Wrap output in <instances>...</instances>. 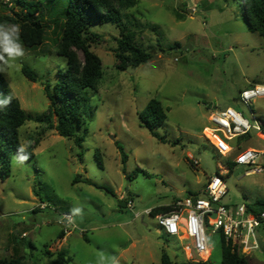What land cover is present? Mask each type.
<instances>
[{
	"label": "rangeland",
	"instance_id": "obj_1",
	"mask_svg": "<svg viewBox=\"0 0 264 264\" xmlns=\"http://www.w3.org/2000/svg\"><path fill=\"white\" fill-rule=\"evenodd\" d=\"M138 1L124 22L155 58L136 69L118 70L114 50L120 29L112 23H92L90 30L102 36L91 49L102 59L103 76L96 90L87 91L92 115L78 130L85 138L82 146L74 137L64 138L35 120L20 129L22 147L31 155L20 160L14 153L11 175H0V259L13 257L17 250L25 264H51L55 257L44 253L48 249L66 251L70 264H161L164 252L183 263L189 260L183 244L168 236L146 211L174 207L191 193L204 197L209 178L217 174L230 190L224 203L229 195L238 197L241 186L263 179L264 175L245 176L255 166L229 168V159L214 147L223 153L229 150L220 140L237 147L231 158L247 148L264 152L260 132L219 140L210 120L212 112L231 107L252 124L258 118L264 122V98L249 106L240 101L243 91L264 85V38L249 28L244 0ZM0 2V17L15 18L11 7L15 12L19 8L12 0L8 6V0ZM45 4L40 17L49 26L46 44L34 51L24 48L25 55L2 72L5 85L33 117L49 109L43 84L55 83L58 71L68 66L53 45L62 20L53 19L52 4ZM23 66L40 80L29 81ZM152 99L159 100L167 113L165 123L156 129L167 144L141 124L140 114ZM77 176L84 182L73 184ZM122 199L126 200L121 206ZM77 208L81 211L74 214ZM67 211L73 214L75 228L68 244L60 245L58 221ZM212 230L207 232L209 260L222 264L223 241ZM250 264H264V257L253 258Z\"/></svg>",
	"mask_w": 264,
	"mask_h": 264
},
{
	"label": "trees",
	"instance_id": "obj_2",
	"mask_svg": "<svg viewBox=\"0 0 264 264\" xmlns=\"http://www.w3.org/2000/svg\"><path fill=\"white\" fill-rule=\"evenodd\" d=\"M10 2L11 0H8L5 5L8 6ZM12 2L19 8V12H15L10 6L15 18L8 15L1 16L0 24L10 22L19 25L20 40L24 48L33 51L41 48L47 42L49 26L41 21L40 16L42 6L46 2L52 4L50 16L53 19L58 17L62 20V30L53 44L54 52L65 57L68 66L66 69L58 71L55 83L46 82L43 84L50 105L47 113L36 117L28 115L24 111L21 102L12 95L5 85L2 73H0V99L6 96L12 97L11 103L7 107L0 108V175L3 178H8L11 175V160L14 153L26 158L31 155L29 149L22 147L20 140V129L27 121L35 120L44 123L50 129H55L64 138L74 137L75 143L80 147L84 143L85 138L78 133V130L92 115L91 98L87 91L96 90L103 76L102 59L91 49V44L102 37L90 30L93 22L112 23L120 29V37L116 39L117 48L114 50L118 70L136 69L155 58L153 52L147 51L139 44L137 33L124 22L128 18L126 12L135 8L138 5V0H69L68 3L63 0H12ZM243 6L249 28L264 38V0H244ZM54 23L57 24V20ZM22 73L31 82L36 83L40 80L38 75L27 66L22 67ZM54 117H56L55 123ZM166 120L167 113L161 102L156 99H152L140 114L142 126L164 144H167L168 141L156 129ZM249 135L250 133L238 138ZM120 150L122 161L126 163L127 155L123 147L120 146ZM237 150V147L234 148L232 153ZM228 156L227 166L233 168L236 165L233 161L236 156L234 158ZM80 179L77 176L73 184L84 182ZM190 195L197 194L191 193ZM125 200H121V206ZM173 209L172 206L156 208L151 210V215L155 217ZM262 210H264V204L260 201L256 205L248 207V211L256 214ZM67 213L70 212L67 211ZM58 236L59 239L63 238V232ZM221 238L223 241L222 264H250L248 258L240 252L239 247L227 242L223 236ZM44 253L49 257H55L51 264L71 263V258L65 251L52 253L45 249ZM0 264H25V260L23 256L17 255L16 250V255L13 257L0 259ZM161 264L211 263L210 260L207 262L186 260L183 263H177L168 253L164 252Z\"/></svg>",
	"mask_w": 264,
	"mask_h": 264
},
{
	"label": "built area",
	"instance_id": "obj_3",
	"mask_svg": "<svg viewBox=\"0 0 264 264\" xmlns=\"http://www.w3.org/2000/svg\"><path fill=\"white\" fill-rule=\"evenodd\" d=\"M261 98H264V85H256L240 95V101L248 106ZM210 120L216 129H213L212 133L210 128H207L219 140L222 138L225 141H231L251 133L252 130L260 133L264 131V122L261 119L258 118V121L252 124L242 113L231 107L212 112ZM220 142L229 150L223 153L214 145L219 155L227 157L234 151V146L224 144L221 140ZM263 157L264 152L247 148L240 151L233 161L239 166H255L253 173L260 174L264 172V163L260 162ZM227 192L223 176L217 174L209 178L204 197L192 195L184 201H177L172 211L155 216L163 231L168 236L177 237L183 244L187 259L195 262L209 261L211 250L208 244V228L213 229V234L220 233L227 242L239 247L243 255L260 248L257 230L264 223V210L256 214L248 211L243 205L238 206L237 209L229 207L223 202ZM127 206L132 209V202L129 201ZM42 208L45 209V206L43 205ZM146 214L151 215V210L146 211ZM139 217L136 214V218ZM58 224L62 226L64 236L70 235L75 228L73 214L62 213ZM23 236L25 237L26 234Z\"/></svg>",
	"mask_w": 264,
	"mask_h": 264
},
{
	"label": "crops",
	"instance_id": "obj_4",
	"mask_svg": "<svg viewBox=\"0 0 264 264\" xmlns=\"http://www.w3.org/2000/svg\"><path fill=\"white\" fill-rule=\"evenodd\" d=\"M263 130H264V127H263ZM260 134L261 136H264V132ZM251 175H264V172L260 174L253 173L252 170L251 171L247 170L245 172L246 177L251 176ZM229 193H230V190H228L227 194ZM258 201L264 204V177L261 181L253 185H248L246 188L241 186L239 196L237 197V195H229V197L225 201V204L229 207H233L234 209H237V207L241 205L245 206L248 209L249 206L256 205ZM67 237L68 236H63V238L59 239L60 240L59 244L63 245L64 242L68 244L69 240H67L68 239ZM257 237H258L260 248L258 250H254L250 252L249 254L245 255L248 258L249 263H250V260H252L253 258H256L259 260L261 257L262 258L264 257V223L258 228Z\"/></svg>",
	"mask_w": 264,
	"mask_h": 264
},
{
	"label": "clouds",
	"instance_id": "obj_5",
	"mask_svg": "<svg viewBox=\"0 0 264 264\" xmlns=\"http://www.w3.org/2000/svg\"><path fill=\"white\" fill-rule=\"evenodd\" d=\"M25 55L24 45L20 40L19 25L0 24V73L4 72L7 67ZM12 97L6 96L0 99V108L7 107L11 103ZM23 151V149H21ZM26 159L20 156V160ZM80 209H74V214L79 213Z\"/></svg>",
	"mask_w": 264,
	"mask_h": 264
},
{
	"label": "bare ground",
	"instance_id": "obj_6",
	"mask_svg": "<svg viewBox=\"0 0 264 264\" xmlns=\"http://www.w3.org/2000/svg\"><path fill=\"white\" fill-rule=\"evenodd\" d=\"M264 137V136H263Z\"/></svg>",
	"mask_w": 264,
	"mask_h": 264
}]
</instances>
